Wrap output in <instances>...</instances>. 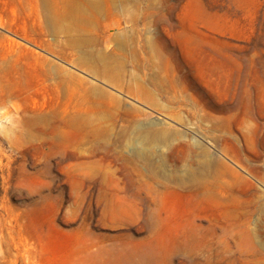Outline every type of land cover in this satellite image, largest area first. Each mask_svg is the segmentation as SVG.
Returning a JSON list of instances; mask_svg holds the SVG:
<instances>
[{"label":"rangeland","instance_id":"374dc122","mask_svg":"<svg viewBox=\"0 0 264 264\" xmlns=\"http://www.w3.org/2000/svg\"><path fill=\"white\" fill-rule=\"evenodd\" d=\"M0 264H264V0H0Z\"/></svg>","mask_w":264,"mask_h":264},{"label":"bare ground","instance_id":"6f19581e","mask_svg":"<svg viewBox=\"0 0 264 264\" xmlns=\"http://www.w3.org/2000/svg\"><path fill=\"white\" fill-rule=\"evenodd\" d=\"M61 70V66H57V71H60Z\"/></svg>","mask_w":264,"mask_h":264}]
</instances>
